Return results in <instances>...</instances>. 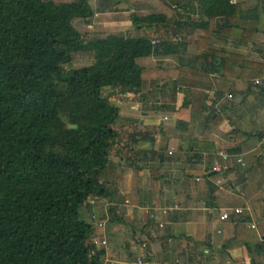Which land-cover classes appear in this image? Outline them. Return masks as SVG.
I'll return each mask as SVG.
<instances>
[{
	"label": "crops",
	"instance_id": "obj_1",
	"mask_svg": "<svg viewBox=\"0 0 264 264\" xmlns=\"http://www.w3.org/2000/svg\"><path fill=\"white\" fill-rule=\"evenodd\" d=\"M148 1L134 9L152 8ZM95 2L94 11L89 3L93 15L126 7L120 0ZM237 4V17L248 18L258 34L249 43L217 32L203 35L200 55L181 47L193 25L207 21L195 0L173 6L172 17L160 25L137 28L145 31L138 36L161 48L138 63L166 76L144 79L138 91L123 94L110 161L97 177L106 196L83 211L94 228L89 242L103 251L104 261L135 264L144 255L153 264H256L259 256L264 264V251H254L264 243V90L252 85L264 72L253 77L236 63L225 70L206 53L222 48L238 59L264 63V0ZM155 9L151 13H159ZM223 87L229 90L218 94ZM193 90L201 92L196 111L190 104ZM166 91L168 104L160 102ZM223 150L235 157L224 160ZM230 200L243 203L229 206ZM227 207L241 208L242 214L221 222ZM100 220L106 221L103 228Z\"/></svg>",
	"mask_w": 264,
	"mask_h": 264
},
{
	"label": "trees",
	"instance_id": "obj_2",
	"mask_svg": "<svg viewBox=\"0 0 264 264\" xmlns=\"http://www.w3.org/2000/svg\"><path fill=\"white\" fill-rule=\"evenodd\" d=\"M141 1L120 0L133 7L135 28L160 25L172 17L173 6L183 4L158 1L159 13L139 15L134 6ZM195 1L207 21L193 25L184 51L200 55L206 34L241 43L258 34L248 18L237 17V2ZM92 14L88 0H0V264H111L90 244L94 228L83 216L92 200L106 196L97 177L117 138L112 125L120 111L102 90L136 92L144 79L166 75L137 61L153 52L148 37L110 34L84 42L72 22L88 23ZM76 52L92 54L94 62L65 70ZM206 53L225 70L236 63L253 77L264 72V63L222 48ZM200 97L193 90L195 111ZM254 251H264V243Z\"/></svg>",
	"mask_w": 264,
	"mask_h": 264
},
{
	"label": "rangeland",
	"instance_id": "obj_3",
	"mask_svg": "<svg viewBox=\"0 0 264 264\" xmlns=\"http://www.w3.org/2000/svg\"><path fill=\"white\" fill-rule=\"evenodd\" d=\"M44 1H52V0H44ZM54 2H73L76 0H53ZM97 2V1H96ZM95 2V0H88V4L90 3V6L92 8V10L94 11V9H96L97 7V3ZM149 3H151V5H153V7H155V4L157 3V0H149ZM126 7L123 6H119L117 8H111V7H107L105 9V13L103 14H92V17L89 19V22L86 23L84 20H80V19H75L73 20V26L75 28H77L81 33H82V38L84 42H88L90 40L95 39L96 37H104L107 35H124L128 38H135L138 35H142L145 33V31H139L137 30V28L133 27L131 25V19H130V15L133 11H130L128 9V5L124 4ZM152 7V8H153ZM150 8V6L148 7H140L139 9L136 8L135 11L137 12V14L139 15H146L149 14L151 12L155 13L157 10L155 8ZM194 19H197L194 17ZM156 40V39H155ZM173 43V41H172ZM157 43L155 44L153 42V47L155 48V53L157 54L159 50H161V48L157 47ZM205 45V43H204ZM201 49H205V47H200ZM201 49L199 50V52H201ZM197 60H199V58H197ZM94 62L93 60V56L90 53H85V52H76L73 55V59L72 62L69 64H65L63 65V68L65 70H77V69H81L84 67H87L89 65H91ZM141 64H143L144 61H139ZM146 87V86H145ZM170 91V89H168ZM169 91H166L165 93H163L162 97H161V101L164 104H168L169 100H170V93ZM102 94L104 96H108L110 102L116 106L117 108L119 107V109L122 107L123 102L124 101V97L123 94L121 93L120 90L117 89H112L111 87H105L102 90ZM231 99V98H230ZM231 103V101H230ZM116 130L120 129V125H116L114 127ZM135 129L138 130V127L135 126ZM228 183L225 184V188H228V190L230 189L232 192H235V190L233 188H229V186L227 185ZM236 193V192H235ZM235 196V194L233 195ZM242 201H236V200H230L228 202L229 206H233V205H242ZM106 221L104 220V225H105ZM98 225V224H97ZM101 226V228L104 227ZM99 228V227H98ZM215 227L213 228V234L215 233ZM220 237V236H219ZM104 243V242H103ZM108 244H106L107 246ZM142 257L145 264H153L152 260H147L145 259L144 255L139 256ZM104 261V260H103ZM256 264H260L262 262L261 259H259V256L257 259H255Z\"/></svg>",
	"mask_w": 264,
	"mask_h": 264
},
{
	"label": "built area",
	"instance_id": "obj_4",
	"mask_svg": "<svg viewBox=\"0 0 264 264\" xmlns=\"http://www.w3.org/2000/svg\"><path fill=\"white\" fill-rule=\"evenodd\" d=\"M232 4L238 2V0H230ZM253 88L257 91H263L264 90V76L256 78L252 81ZM227 98H231V94L227 93L225 95ZM167 120V118H165ZM219 155L226 161L231 160V158L235 157V155L228 153L227 151L223 150L220 151ZM237 163L243 165V161L240 158H237ZM91 204L94 205L96 204L95 200L91 201ZM242 214V209L241 208H236V207H227L224 208L219 214V221L225 222V220L229 219L232 216L239 217ZM104 225V220H100L98 222V227H101ZM254 228L253 226H251ZM135 264H145L144 260L142 257H137Z\"/></svg>",
	"mask_w": 264,
	"mask_h": 264
},
{
	"label": "water",
	"instance_id": "obj_5",
	"mask_svg": "<svg viewBox=\"0 0 264 264\" xmlns=\"http://www.w3.org/2000/svg\"><path fill=\"white\" fill-rule=\"evenodd\" d=\"M69 128H70V129H74V128H75V126L71 125V126H69Z\"/></svg>",
	"mask_w": 264,
	"mask_h": 264
}]
</instances>
